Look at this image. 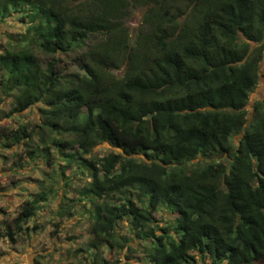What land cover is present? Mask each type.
Segmentation results:
<instances>
[{"label":"trees","instance_id":"16d2710c","mask_svg":"<svg viewBox=\"0 0 264 264\" xmlns=\"http://www.w3.org/2000/svg\"><path fill=\"white\" fill-rule=\"evenodd\" d=\"M133 6L144 8L134 42L123 22ZM13 11L27 27L0 51V97L15 100L0 119L40 103L51 145L88 172L77 193L90 203V264H140L102 256L132 247L120 221L147 242L148 264H264V99L250 119L246 109L264 0H0V16ZM76 47L78 70L62 73ZM103 142L122 152L86 155ZM49 191L1 235L20 238ZM157 208L172 215L164 226Z\"/></svg>","mask_w":264,"mask_h":264},{"label":"rangeland","instance_id":"374dc122","mask_svg":"<svg viewBox=\"0 0 264 264\" xmlns=\"http://www.w3.org/2000/svg\"><path fill=\"white\" fill-rule=\"evenodd\" d=\"M142 7H130L123 19L127 37L132 42L142 26ZM20 11H13L0 16V51L7 45L11 37H18L27 27L22 21ZM88 44V41L85 45ZM264 44V39H263ZM252 47H255L253 44ZM84 48H86L84 46ZM83 48V49H84ZM83 49L76 47L60 57L58 69L62 73L77 69L75 58ZM41 63L45 64L49 57L39 53ZM122 68L115 70L121 73ZM264 45L258 69V83L249 95L246 109L251 118L253 105L264 99ZM15 104L14 97H0L1 112H8ZM40 103L32 105L22 112H14L9 117L0 119V264H90L91 251L86 250L91 238L89 227L91 217L88 212L90 203L86 199L79 200L77 190L90 176L76 164L69 165L67 152L69 149L51 145L52 131L42 126ZM85 110V109H83ZM21 128L30 133V137L12 143L10 132ZM62 137H67L61 134ZM239 135L232 137L235 143ZM45 148V149H44ZM110 151L122 152L107 142L99 143L87 156H103ZM136 158H144L136 155ZM50 190L46 199L24 224L21 237L15 241L2 234L8 222L17 215L23 202L32 199L41 190ZM154 218L159 226H164L172 215L165 208H157ZM119 234L128 236L132 246L113 251L103 247L102 256L107 260L125 259L129 256L134 263L148 264L145 259L146 241H137L128 227L127 221H120L116 227ZM80 250V251H79ZM198 264H202L198 260Z\"/></svg>","mask_w":264,"mask_h":264}]
</instances>
